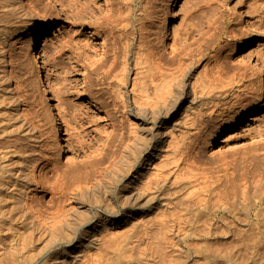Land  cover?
I'll use <instances>...</instances> for the list:
<instances>
[{"label": "rangeland", "instance_id": "374dc122", "mask_svg": "<svg viewBox=\"0 0 264 264\" xmlns=\"http://www.w3.org/2000/svg\"><path fill=\"white\" fill-rule=\"evenodd\" d=\"M29 1L37 14L14 22L27 31L0 43L11 85L6 89L0 81V143L13 144L23 152L22 155L17 151L20 157L15 156L11 162L20 166L24 153L31 160L48 157L63 170L82 169L84 176L97 170L96 162L104 151L118 149V154L110 166H101L103 182L99 189L64 200L69 215L56 229L27 235L21 241L22 264H150L139 260V249L133 251L129 262L130 244L138 243L150 255L160 251L171 238L186 250L182 262L210 264L207 251L224 253L228 237L212 235L206 241L199 240V227H191L187 220L191 215L199 223V214H194L199 193L210 192L212 186L214 191L230 196L246 172L264 168V95L259 98L260 90L264 91V0H138L133 6V22L142 6L149 3L150 14L140 24L144 41L140 40V33H134V51L128 59L129 80L119 82V88L111 77V84L106 80L107 85L94 90L93 72L106 50L105 22L111 20L112 7L116 9L117 2ZM87 1L94 3L85 10ZM21 7L28 10L27 0L21 2ZM42 29L45 33L40 35V46L33 50L32 43ZM138 49L144 54L143 59L152 50H157L164 61L175 58L172 67L178 60L186 64L199 61L189 72V85L184 89V95L189 92L190 98L181 103L174 101V107L171 103L168 111L155 114V119L169 117L159 145L150 137L148 141L140 138L139 120L125 108L147 110L141 116L153 122L149 111L160 104L156 102L162 101L163 91L168 90L157 87V81L142 90L134 86V53ZM189 57L196 60L190 61ZM217 57L227 58L221 61L230 74L216 88L211 85L214 94L207 96ZM3 61L1 57L0 71ZM41 63L51 77V89L42 86L45 83L40 74ZM194 84L201 95L195 102L191 91ZM117 90L123 98H117ZM211 118L208 134L202 135L199 142L198 122ZM55 119L66 134L65 153L59 148L60 133L53 130ZM50 130L54 137L47 144L48 135L44 133ZM193 143L202 148L205 178L199 176V170H190L186 165L185 154ZM151 147L158 149L150 175L127 188ZM106 165L108 168L103 171ZM138 187L144 195L132 210L125 196ZM55 200L49 192L39 196L40 205L48 213L56 212ZM108 207L118 212L116 216L127 215L130 222L107 231L95 227L96 217L110 211ZM143 219H149L148 227L132 228V224ZM174 223H180L181 229H176L172 237L168 231ZM218 264L229 262L223 259Z\"/></svg>", "mask_w": 264, "mask_h": 264}, {"label": "bare ground", "instance_id": "6f19581e", "mask_svg": "<svg viewBox=\"0 0 264 264\" xmlns=\"http://www.w3.org/2000/svg\"><path fill=\"white\" fill-rule=\"evenodd\" d=\"M115 1L117 2V10L112 7V18L105 22L106 26L103 30L106 39V50L99 60V66L97 65L98 67L95 68L93 72V75L96 76V80L93 78L95 82L91 81L93 90L97 87L102 88L109 79L111 80V77L115 80L114 82H116L119 88V82L127 83L130 74L128 59L130 54L133 55L134 47L132 40L135 36V31L140 33V40L144 41L143 38L145 34L140 24L150 14L148 13V6L150 3L146 4L147 6H142L138 11L135 24L133 22V6L138 4V0ZM21 2H23V0H0V43L7 37H18L27 31H24L25 27L18 26L14 23L15 21L23 20L24 18L37 14L34 11L36 7L34 8V6H32V2L27 0V11L22 9ZM93 3L94 1L89 3L87 1L85 10ZM44 33L45 29L40 30L38 38L32 43L33 50L39 48L41 41L40 35ZM206 42L207 41H205V44H207ZM207 47L208 46H206V48ZM140 52L141 50L138 49V52L136 51L134 53L136 71L134 86L142 90L144 87H147V85H153L157 81V87L162 88V86H165L168 89L163 91L164 98L162 101L156 102L160 104L154 105V110L149 111L152 115L151 117L155 119L156 113L160 114V112H164L165 110L168 111V107L172 108L170 104L174 101L180 102L190 98L189 92L186 96L184 95V89L189 85V81H187L189 72L193 67H196L199 61L197 60L198 62L196 61V63L193 61L195 57L193 59L189 57L190 61L194 63L188 60L189 63L186 64L183 62L184 60H178L176 67H172L176 63L175 58L171 57V59L169 58L164 61L162 58L163 56L159 55L157 50H152L147 53L146 58L143 59L144 54ZM195 56L199 58L198 55ZM200 56L203 57L201 53ZM1 57L4 61L1 63L0 81L6 89H9L11 85L4 49H0V58ZM222 58L224 59V57ZM222 58L219 57L217 63H215V73L213 74L214 76L212 75L210 78V86L208 87V90L211 91L208 92L207 96L214 94L212 88H216L222 84L223 79L227 78L226 76L230 74L224 63L227 58L224 59V62L221 61ZM41 70L42 72L40 74H42L45 83L44 85L42 84V86L51 89V77L46 73L45 66L42 63ZM113 72H115L116 76H113ZM98 76L100 78H98ZM168 77H171L169 81ZM145 78L149 81L144 82ZM110 80L109 82L111 84ZM240 82L242 83L241 86L245 85L242 79ZM198 89L199 88H197L195 84L192 85L193 102L201 96L199 95ZM172 90L173 92L176 90V92L171 94ZM114 93L115 95L118 94L117 98H123V94H121L119 90ZM263 95L264 91L261 89L259 98L261 99ZM237 103L239 102L236 100V104ZM125 108L131 115L134 113V116L138 118L139 128L137 132L140 138L147 139L148 141L150 137L151 140L154 139L156 145H159L164 135L162 130L165 127L163 128V126L167 125L169 117L156 118L151 122L149 117L141 116V113L146 114V112H148L147 110H142L140 108L131 109V106H126ZM243 112L244 111H241V113ZM212 120L213 118L207 122H198L199 136L201 135L199 137V142L202 140V135L208 134L207 131L209 126L207 125H209ZM54 122L56 129L53 128V130H57V132L60 133V138L58 139L60 151L65 153V146H67L65 131L56 119ZM150 124H152L151 128L149 127ZM53 130L47 131V133L42 131L45 135H48L47 144H49L48 141H53ZM153 131H155L156 134H153ZM43 133L41 134L44 136ZM148 145L149 143L146 147ZM157 149L156 147H151L145 156L141 158L136 170V175L131 179V182L126 185L127 188L131 183L137 185L140 180L150 175L152 161ZM110 150L111 149L108 148V151ZM17 151L18 150L14 148L13 144L4 146L0 143V264H22V250L19 249L21 241L24 240L27 235L30 237L34 234L37 235L51 231L52 228L56 229L58 223L69 215L68 210H66L65 205H63L64 200L68 196L73 198L89 192H95L99 189L103 182V172L100 171L101 166L106 163L110 166V162L113 161L118 154V149L112 150L110 153L104 151L101 153L102 157L96 162L98 165L97 170L86 172L84 176H81L84 172L82 169H75L74 171L63 170L48 157H42L40 160H31L30 157L27 155L25 156V153L23 163L21 162V165L17 167L11 162L15 156L20 157V154H18L20 151ZM202 152V148L200 146L198 148V143H193L190 146L189 152L183 154L186 155L185 162L188 168L195 171L199 170V176L205 178V169L202 167V164H204ZM20 153L22 154L23 152L21 151ZM107 168L108 165L105 166L103 171H106ZM70 177L75 178L69 180ZM209 188L210 192L205 190L199 193V199L194 204V214H199V223L198 220H194V217L192 218L191 215H188L190 218H187V220L192 224L191 227H199V240L206 241V239L212 235H227L228 238L225 243L227 245V250L224 253L207 251V259L210 264H218V261L223 259H226L229 264H264V168L246 172L244 177H241L239 182L235 185L230 196L222 195L220 190L217 192L214 191L212 186H209ZM45 192L52 193L56 199L55 201L58 203L55 213H48L43 210V207L40 205L39 196ZM143 195L144 192L138 187L135 191L126 195L125 200L129 203L131 209L133 208L132 210H134L136 204H138ZM196 206L197 209L199 206L198 210ZM210 206H212L211 211L209 209ZM107 209L110 211H106V213H103L104 215H98L96 217L97 224L95 227H101L103 231H107L130 222L131 219H129L127 215L116 216L118 212L115 211L114 208L108 207ZM130 214L131 213L128 214L129 217ZM219 214L223 217L221 220L219 219ZM108 216H110L109 219L107 218ZM137 216L141 217L142 215ZM146 216L148 217V215ZM149 224V219L145 221L143 219L139 223L132 224V228H146ZM176 229H181L180 223H174L169 226L168 232L172 237L176 234ZM95 231L94 228L92 235L93 240L96 238ZM72 240L73 239H71L70 242ZM91 243L92 241H90L88 245ZM130 247V250H128L129 262L133 259V251L139 249L137 252L140 261H147L150 264H185L182 261L184 255H186V250L185 248L179 247L173 238L167 241V243L161 247L160 251L151 253L150 255L145 254L146 252L141 250L140 245L136 242H132Z\"/></svg>", "mask_w": 264, "mask_h": 264}]
</instances>
